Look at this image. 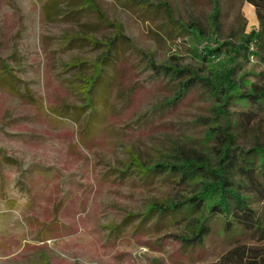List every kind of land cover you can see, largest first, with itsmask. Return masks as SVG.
I'll list each match as a JSON object with an SVG mask.
<instances>
[{
	"label": "rangeland",
	"instance_id": "obj_1",
	"mask_svg": "<svg viewBox=\"0 0 264 264\" xmlns=\"http://www.w3.org/2000/svg\"><path fill=\"white\" fill-rule=\"evenodd\" d=\"M93 2L102 17L83 0H0V264H227L239 245L262 249L248 231L225 236L219 217L207 219L202 246H184L202 219L188 207L201 180L133 164L214 166L221 134H233L236 151L264 148V104L223 109L198 80L215 84L230 70L228 94L264 88V9L246 0ZM118 30L90 106L82 85ZM260 30L251 54L239 49ZM218 47L214 64L203 60V48ZM245 191L264 226V198ZM170 205L181 208L147 219L150 207Z\"/></svg>",
	"mask_w": 264,
	"mask_h": 264
},
{
	"label": "trees",
	"instance_id": "obj_2",
	"mask_svg": "<svg viewBox=\"0 0 264 264\" xmlns=\"http://www.w3.org/2000/svg\"><path fill=\"white\" fill-rule=\"evenodd\" d=\"M246 1L256 8L258 14L261 9H264V0ZM83 2L102 17L93 0H83ZM261 33L262 30L258 33L252 32L245 41L247 46H240L239 49L245 51L247 54H251L252 51L249 48L260 40ZM122 39L123 37L118 30L115 37L106 45L108 50L96 66V72L92 76V79L85 81L82 85L83 92L87 89L84 92V98L88 101V105H92V98L97 94L95 89L98 80L102 76L104 65L108 64L113 58V53L111 52L115 41ZM200 41V43L206 42V38L203 37ZM223 51L219 47L216 49L203 48V51H200V53L203 60L214 64L217 60L216 57L220 56ZM237 53H239V50ZM168 70L172 71L175 75L183 73V71H176L170 68ZM198 80L206 84L212 94L222 102L221 106L223 109L232 103L242 107L249 104H264V88L261 87L251 86L248 93L240 91L228 94L234 88L232 72L230 70H222L217 75L215 84L203 78H198ZM198 80L194 81V79H191L181 84L177 96L192 88ZM221 113L228 114L227 111H222ZM228 126L230 125L227 124V128ZM221 136L223 137L221 140L222 147L219 150L218 159L214 163V166L208 160L196 159L184 160L176 164L162 163L150 168H144L139 163L133 164L137 172L142 174L152 173L158 176H178L182 181H191L195 178L201 180L199 193L194 198L188 200V207L195 209L197 213H200V218H202L194 226L188 238H181L184 246L188 248L204 244L209 234L207 219L210 217L223 219L222 231L225 236L235 234L234 236L240 237L245 230L251 233L252 236L260 239V241H264V226L258 221L256 213L251 209L249 198H247L245 191L248 189L249 192L259 194L260 198H264V148H254L246 152L236 151L231 146L233 134L229 136L221 134ZM238 179L239 181H236ZM179 208L181 207L178 205H170L166 208L160 206L150 207L146 216L148 219L153 216V213L166 215L167 212L174 213L180 210ZM227 258L230 260L227 264H264V247L257 249L239 245L228 253Z\"/></svg>",
	"mask_w": 264,
	"mask_h": 264
}]
</instances>
